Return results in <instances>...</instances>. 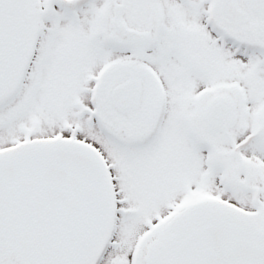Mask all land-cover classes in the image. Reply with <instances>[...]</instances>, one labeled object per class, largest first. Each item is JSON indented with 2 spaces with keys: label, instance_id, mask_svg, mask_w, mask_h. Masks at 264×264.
I'll return each mask as SVG.
<instances>
[{
  "label": "snow or ice",
  "instance_id": "1",
  "mask_svg": "<svg viewBox=\"0 0 264 264\" xmlns=\"http://www.w3.org/2000/svg\"><path fill=\"white\" fill-rule=\"evenodd\" d=\"M0 264H264V0H0Z\"/></svg>",
  "mask_w": 264,
  "mask_h": 264
}]
</instances>
